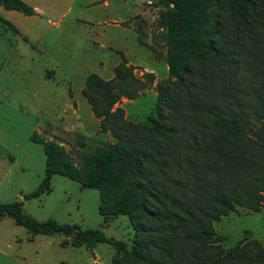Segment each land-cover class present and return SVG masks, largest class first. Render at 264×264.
Listing matches in <instances>:
<instances>
[{
	"label": "trees",
	"instance_id": "16d2710c",
	"mask_svg": "<svg viewBox=\"0 0 264 264\" xmlns=\"http://www.w3.org/2000/svg\"><path fill=\"white\" fill-rule=\"evenodd\" d=\"M162 3L171 6L164 18L165 62L173 78L158 88L156 116L129 120L117 106L148 89L153 72L137 77L121 54L110 79L89 73L82 95L100 131L115 141L83 166L60 145L42 141L44 177L25 195L47 192L55 174L97 189L104 223L128 217L135 232L130 247L98 228L37 220L19 201L0 203V218L32 234L73 233L62 245L109 242L119 254L111 264H264L258 241L242 238L225 250L213 227L237 205L264 208V0ZM0 6L36 13L23 0H0ZM0 23L19 33L1 14Z\"/></svg>",
	"mask_w": 264,
	"mask_h": 264
},
{
	"label": "rangeland",
	"instance_id": "374dc122",
	"mask_svg": "<svg viewBox=\"0 0 264 264\" xmlns=\"http://www.w3.org/2000/svg\"><path fill=\"white\" fill-rule=\"evenodd\" d=\"M30 1L39 15L4 12L19 33L0 23V203L19 201L37 220L53 218L79 230L98 228L108 239L130 247L135 232L128 217L118 215L104 223L97 189L55 174L47 192L31 199L25 195L44 177L42 141L60 145L76 166L115 141L108 131H100L82 95L89 73L110 79L121 54L135 66L137 77L153 72L148 89L135 99L122 97L117 106L129 120L145 122L156 116L158 88L173 78L165 62L164 18L171 6L158 0ZM213 227L225 250L242 238L256 240L264 249V208L237 205ZM72 236L32 234L3 216L0 264H111L119 255L109 242L93 248L62 245Z\"/></svg>",
	"mask_w": 264,
	"mask_h": 264
},
{
	"label": "crops",
	"instance_id": "0c3cea01",
	"mask_svg": "<svg viewBox=\"0 0 264 264\" xmlns=\"http://www.w3.org/2000/svg\"><path fill=\"white\" fill-rule=\"evenodd\" d=\"M25 1L26 3H28L29 5H31L32 7L35 8V11L36 13L34 15H31V16H36V15H39L40 14V11H39V8L38 6L33 2V1H30V0H23ZM10 12V10H7V9H4L2 6H0V14L3 18H5L6 20H8L9 22H12V20L6 15H4V12ZM15 11V10H14ZM28 16V15H27ZM129 63V62H128ZM118 64V63H117ZM130 64V63H129ZM132 65V64H131Z\"/></svg>",
	"mask_w": 264,
	"mask_h": 264
}]
</instances>
